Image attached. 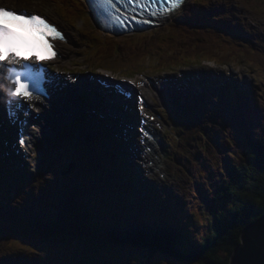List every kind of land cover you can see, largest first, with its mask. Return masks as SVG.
I'll list each match as a JSON object with an SVG mask.
<instances>
[{
	"label": "rangeland",
	"instance_id": "obj_1",
	"mask_svg": "<svg viewBox=\"0 0 264 264\" xmlns=\"http://www.w3.org/2000/svg\"><path fill=\"white\" fill-rule=\"evenodd\" d=\"M192 1H196L195 5L197 4V8H193L189 10L192 15H194L195 10V18L192 17L191 21L193 23H204L207 28L211 30V24H212V17L208 12L207 7H202L201 3L198 2V0H188L184 8L180 9L176 13L172 14L168 21L166 22L165 26L162 27V29L157 30L159 32H166L168 29V26H172L173 30L179 28L182 29V24H184L188 17L190 12L188 11L189 8H191ZM241 1L243 2L242 6H244L245 0H237L236 2L234 0H215V1H206L205 4L209 6L210 9L214 13L218 15V21H220L223 25L226 26V29H232V33L235 35H238L242 38L247 37L252 42V47L259 48L260 50L263 49L264 45V0H246L245 8H237L238 4H241ZM8 5H16L19 8L21 7H27L30 10L36 9L41 11H46V9L42 6V3L36 2L32 6H25L24 4L20 3L19 0H3V2ZM228 4V5H225ZM260 5V6H259ZM238 9V10H237ZM236 11V12H234ZM206 13L208 16H206ZM212 14V13H211ZM233 22L236 25H233ZM88 21L85 23V25L88 26ZM215 26V25H213ZM218 27L214 28L213 32L211 33L212 36L215 39H219L220 41H225L226 36H220L218 34H224L221 30L217 29ZM212 31V30H211ZM209 31V32H211ZM156 33V35L158 34ZM227 35V32L225 33ZM159 35V34H158ZM163 37V36H162ZM219 37V38H218ZM234 43V41L232 42ZM231 43V44H232ZM230 43H226L227 46H231ZM208 47V46H207ZM224 48V47H223ZM78 51L84 52V48L80 47ZM243 52L250 54L251 51L245 49ZM75 58V57H73ZM209 59H216L209 57ZM221 64H217L214 61L205 60L202 58H199L197 61H191V60H185V59H179V61L184 62H171L169 67L162 68L159 64L154 65L151 67H147V65H139L137 61L129 62L134 63L136 65L135 69H132V71L142 74V75H155L156 78H162L169 76L170 84L169 86V93L172 95V91H175V97L177 98L175 100L177 108L180 110L184 109L187 106H190V104L194 105L195 96L194 91L190 89V87L193 89V83L190 86L189 77L192 78V75L194 74V77L196 76H202L206 71H209L208 75L205 77H202L199 81L203 82L204 84H208L206 80H209V84L217 82V79H228L229 82L232 80L236 81L238 83V86L242 89H244L247 85V81L250 79L254 83L259 84L260 80L257 74L260 75V77L264 78V72L255 71L253 69V66H256L257 63H260L261 60H259L257 57L253 58L252 61L243 60L245 62H241V60L232 59L229 61H223L225 60V57L222 55H219V58H217ZM85 62V61H83ZM96 63H99L100 61H95ZM110 62L106 61V64H109ZM115 64H110V66L118 67L128 64V62H124L122 60L116 59L113 61ZM119 63V64H118ZM225 63V64H224ZM180 64V65H178ZM262 70L263 68L260 67ZM102 72L103 74H109L114 77H118L116 74L104 71L103 69L98 70ZM181 71H185V73H181ZM174 74H180L184 75L183 77L179 76L178 78L174 77ZM185 76H188L189 84L186 82L187 80L184 78ZM136 77H138L136 75ZM178 91V92H177ZM208 100V105L211 104V101ZM201 105H206L205 103H200ZM156 107H161V105L157 102ZM203 107V106H198ZM210 107V106H208ZM164 108V107H161ZM191 108V107H190ZM218 115L217 112L215 113V116ZM214 116V115H213ZM132 120V118H131ZM136 121V118L134 119ZM213 121H215L214 118H212ZM64 122V121H63ZM62 122V123H63ZM207 121L205 120V123ZM122 127L124 126H131L132 130L136 133L134 136V142L128 143V147L123 149L121 157L126 161V169H129L131 173L129 175L133 177V175L136 176V179L141 181V186H143L142 193L145 192V182L149 185V191L150 187L152 189H155L158 193L161 195H164L167 197L166 188L169 187L171 184L173 187V193L178 191L180 194L177 196V200L181 201V203H178V206L176 208L177 201L175 203H172V209H170V204L168 205L167 209L164 211L162 210V207L155 205V209H152L153 211H158L160 213H164L166 216V220H176V219H189L192 226H194V229H191L190 232L195 237H200V234L204 232V225L201 220V199L203 198L201 194L199 193V189L197 187V183L195 181V176H200L202 180L208 185L212 183L213 177L211 176V173L209 174L210 170L215 169L219 164V152L214 150L207 142H204V139H201L200 136H198L197 141H193L191 144L193 145V149L191 150L186 145L187 138L182 139V144L178 147V149H174L176 151L177 155L180 156V158L183 160L185 159L187 162V165L180 164L175 159L171 158L166 162V166L168 167V173H172L173 175H170V178L167 177L168 180L163 181L159 177V175L153 176L149 170V168L146 166V159L144 157L139 158L137 153L139 151V147L135 140H137V134L138 129L136 127V122L130 123L128 121L122 122ZM212 125H219V122H213ZM71 125V123H70ZM126 132H128V128H125ZM217 129H221L220 126L217 127ZM73 130V131H72ZM121 130V129H120ZM179 130L181 128L179 127ZM71 135V137L74 135V128L70 129H62L57 136V139H59L57 143V151L54 153V161L55 166L51 168L50 172L51 175H47L45 181H56V186L58 185V173L61 171V166H67L71 158H74L77 163L84 164L86 162L89 166H92V169H94L95 173V182L90 186L89 192L84 194L82 199L84 200V209L85 213L90 210L96 212V209L94 205H92L88 201L89 196H95L96 199H99V193L97 190L94 189V187H98L99 185H104L105 190L106 188L108 191L112 194V196L115 197L116 204H121V199L125 201L124 206L125 207H131L135 206L134 198L136 205H138V199L136 198V194L133 193V188L126 189L125 186L122 185L123 180L125 178L120 173V178L122 180L119 181V183H113L110 181V175L107 174L108 166H112L115 164L118 165L116 160H112L110 164L106 161V150L109 148V145L104 148H102L101 144L98 143V139L96 137L95 131L91 133V139L88 142V147L84 151L80 150V147H78V150L75 152L77 153V156H73L72 152L67 151V148L64 146L61 147V142L69 141L68 138ZM166 133H163V137H166ZM2 142H0L1 145V151L4 155L7 157L2 158L0 161V174H2L1 178L6 179L8 182L12 180V175L15 174L14 181L16 182V177L18 176L17 173L20 172L25 174L28 172L29 168V162L27 164L22 163V160L25 158L17 156L16 151V143L14 140L13 135L10 133H4L2 135ZM123 139H116L115 142L117 143L119 149H121L122 146H126L124 142H122ZM140 143V142H139ZM227 147L229 146L228 141L222 142ZM142 148V145H141ZM143 149V148H142ZM99 150L102 151V153H99ZM79 152H86L83 158H81V154L79 156ZM204 152V153H202ZM221 152V151H220ZM44 151H40L39 155L42 157ZM226 153V152H225ZM66 155V159L60 160L59 156ZM142 154V153H141ZM162 155L168 159V154L165 152V154L162 153ZM41 159V158H40ZM38 163V161H36ZM69 163V165H70ZM205 164V165H204ZM207 164V166H206ZM209 167V169H207ZM145 168L148 172H150V175L148 176V172L145 171ZM86 168L82 169L83 174L88 175L89 172L85 171ZM63 171V170H62ZM11 173V176L9 177L7 173ZM138 184V182L136 183ZM121 185V187H120ZM131 185H135V182L131 181ZM6 184H3L2 187H5ZM205 186L204 188H206ZM137 188V187H136ZM34 185L31 186V192L32 195L34 194ZM122 189V190H121ZM135 189V187H134ZM208 188H206V191ZM20 191L21 188L12 186V193L16 192V201L10 202L13 205L3 204L2 210H0V220L2 222H5L6 218L11 217L12 218V212L19 206H32V203H30V197L27 199H21L20 197ZM51 189L45 187V190H43L41 193L45 195L44 199L41 200L43 203L44 208L49 207L48 211L51 212L55 210V202H53V199H50L49 195L53 194V192H56L55 190L53 192H50ZM124 191V194H126V198L120 197V192ZM149 191L146 199L149 197ZM10 193V190H8ZM11 193V194H12ZM49 193V194H48ZM27 196L28 193H25ZM134 195V197H133ZM139 197V201H142V198ZM162 197V196H161ZM10 199H15V196L11 195ZM163 199V197H162ZM26 203H22L25 202ZM97 201V200H96ZM91 204V205H90ZM85 205H88V210L85 209ZM26 212H31L30 209H26ZM34 212V210H32ZM137 211V210H135ZM139 213H142V217H146L148 213L146 212V206H144V203L139 202L138 207ZM122 212V211H121ZM99 220L104 219V211L101 209L99 212ZM264 214V211L263 213ZM31 216V215H30ZM27 216L30 220L36 219L33 217V215L30 217ZM108 217V215H107ZM106 217V219H107ZM84 220H88L86 217ZM30 223H33L29 221ZM21 223L19 222H9L6 223L5 227L6 229L0 230V247H6L5 250H3L4 254H2V257H0V263L2 264H61L60 262L67 261L68 264H200L196 262H180L173 258L167 257L161 253H155L152 256H148V252L146 250H139L131 245L128 244H113L112 241L108 239L104 234L98 233V235L101 236V238H96V231L89 229L93 232H95V235L91 233H84L82 228L78 226V230L80 235H83V239L85 240V245L87 247V250L83 251L81 248L77 249L76 257H69V251H73L74 249H70L72 245H63V242H56L55 240L52 241H44L41 239H34L35 241H30V231L35 230L33 225H19ZM78 222L74 224V228H76ZM83 225H87L84 221ZM248 225V224H247ZM184 231L187 230L186 223H183ZM109 227V226H108ZM77 229V228H76ZM36 233V232H34ZM67 234H64V238H66ZM103 237V238H102ZM111 241V242H108ZM24 241L26 245L31 246V249L25 247L24 245H18V251L15 247H13V244H19L20 242ZM82 244V243H79ZM15 248V249H14ZM34 250V251H33ZM107 250H109V254H107ZM32 252H35L39 256H31ZM0 252H2L0 250ZM222 255V254H221ZM15 256V257H14ZM30 262V263H28ZM66 264V263H63Z\"/></svg>",
	"mask_w": 264,
	"mask_h": 264
},
{
	"label": "trees",
	"instance_id": "obj_2",
	"mask_svg": "<svg viewBox=\"0 0 264 264\" xmlns=\"http://www.w3.org/2000/svg\"><path fill=\"white\" fill-rule=\"evenodd\" d=\"M58 1L73 19L75 12L73 9H68L69 6L78 11L81 9V5L74 0ZM187 26L185 30L178 28L175 31L170 26L168 33L163 34L170 42L171 47L168 51L171 56H186L197 51L203 53V49L213 56L224 54L233 57L237 54V52L223 50L224 43L215 39L211 33ZM86 40L87 38L84 40L85 45L88 44ZM151 40H153L152 37H148V39L132 38L122 42L114 38L97 36V39H94L88 46L89 55H93V58L124 57V59H133L139 57L138 54L145 53ZM154 41L160 40L156 38ZM240 56L244 55L240 54ZM252 60L253 58L250 61ZM255 116L256 125L253 122L240 120L231 127L229 123L224 129V135L229 146L226 153L219 157L217 169L212 170V183L205 185L208 190L206 191L205 186H202L199 192L203 197L200 203L202 206L200 211L205 228L200 237L191 234L190 230L194 229V226L189 219L166 220L154 211L148 219L132 221L129 225L116 220L111 222L110 218L106 219V213H104V219L101 221L97 212L100 209L107 212L108 210L103 207L107 204L105 203L102 208L97 206L100 199H96V197L95 206L100 209H96L94 212L90 210L88 205H85V209L88 210L89 208V210L84 215L82 211L84 203L79 202V200H83V189L86 190L87 185L91 183L78 184L77 181L69 183L67 180L59 193L57 207L52 215L48 216V213L43 211L44 214H42L36 210L35 218H40L39 220H29L33 223L22 221L24 224L33 225L35 229L31 231L33 233H30L32 234L30 241L41 239L53 242L55 240L56 242H63V245H72L70 249L74 250L69 251L68 256L76 257L78 248L83 251L87 250L83 235L79 233V226L84 233L95 235V232L89 229L97 230L96 238H101L98 235L100 233L110 239L113 244H128L136 249L146 250L148 256L161 253L180 262L230 264L234 250L242 242L243 228L257 220L264 211V87L261 105ZM196 124L195 128L187 132L188 138L196 140L200 135L208 142L215 140V132L209 125L198 121ZM47 163L49 162L47 161ZM44 171H46L45 167L41 174ZM71 177L73 175L68 178ZM84 177L89 181L88 176ZM200 178L198 175L195 176L196 183L201 180ZM72 179L74 180V178ZM37 193L35 191V195ZM100 198L105 199V194L100 192ZM159 203L162 204V201ZM85 217L88 220H84ZM182 220L187 225L186 231H184ZM84 221L87 225H83ZM77 222L79 224H77L76 229L74 224ZM34 231H38V233H34ZM64 234H67L66 238L63 237ZM18 245H24L31 249V246L26 245L24 241L12 246L18 251ZM2 248L0 247L1 251H3ZM60 263L68 264L67 261Z\"/></svg>",
	"mask_w": 264,
	"mask_h": 264
},
{
	"label": "snow or ice",
	"instance_id": "obj_3",
	"mask_svg": "<svg viewBox=\"0 0 264 264\" xmlns=\"http://www.w3.org/2000/svg\"><path fill=\"white\" fill-rule=\"evenodd\" d=\"M184 0H89V5L97 16L98 23L106 31L116 29L109 28L102 23L111 19L121 28L126 27V22L137 20V13L147 12L150 17L159 18L167 16L173 10L179 8ZM123 9V11H121ZM129 9L131 10L129 13ZM0 66H7L5 79L11 87L7 88L8 104L22 107L15 112H8L10 119L23 115V108L30 105L25 101L39 100L44 94L45 70L42 61L54 59L57 55L52 41L64 40L65 36L57 26L46 21L39 14H17L15 11L0 7ZM138 23H152L151 19H141ZM28 26L35 30L36 35L26 34L24 29ZM45 54L41 55L37 49ZM35 61L36 63H32ZM3 92H0L2 95ZM144 101L141 98V110ZM147 135V133H145ZM23 139L20 144H24Z\"/></svg>",
	"mask_w": 264,
	"mask_h": 264
},
{
	"label": "water",
	"instance_id": "obj_4",
	"mask_svg": "<svg viewBox=\"0 0 264 264\" xmlns=\"http://www.w3.org/2000/svg\"><path fill=\"white\" fill-rule=\"evenodd\" d=\"M230 264H264V215L244 228Z\"/></svg>",
	"mask_w": 264,
	"mask_h": 264
},
{
	"label": "bare ground",
	"instance_id": "obj_5",
	"mask_svg": "<svg viewBox=\"0 0 264 264\" xmlns=\"http://www.w3.org/2000/svg\"><path fill=\"white\" fill-rule=\"evenodd\" d=\"M1 5V4H0ZM260 6V5H259ZM17 9V8H16ZM61 20V19H60ZM167 21H168V18H167ZM61 22L63 23V25H66L62 20H61ZM149 87V86H148ZM144 91H147L148 93H150L151 91L150 90H148V89H145ZM154 95V93H151L150 95H149V102H151L152 101V96ZM153 102V101H152ZM42 107H44V108H46L47 106L46 105H48L45 101H42ZM16 107V106H15ZM15 107H10V110H15ZM32 107H36V105H33ZM38 107H40V106H38ZM65 117V115L64 114H62L60 117H59V119L57 120V128H59V126H64L66 123H67V121L68 120H70L71 118H64ZM14 120H16V119H14ZM18 120H19V118H18ZM64 121V122H63ZM63 122V123H62ZM11 128H12V126L14 127L15 126V123L13 122V124H12V126L11 125H9ZM164 150H165V148H163ZM161 150V151H160ZM155 153H153V154H151L150 156L151 157H153L154 159L155 158H157V159H159V156H157V153H162L163 152V150H162V147H159V145H158V147L157 148H155ZM142 153V154H141ZM43 155H44V153H43ZM137 155H138V157L139 158H141L142 159V157H144V152H143V150H141V148L139 147V151H138V153H137ZM155 163H156V161H155ZM158 165H161V161H159V163H158ZM168 180V179H167ZM93 183H91V184H89V185H87V188L86 189H89V188H91L90 186L92 185ZM105 187H104V185L103 186H99V191H97L98 193H99V196H100V192L102 193V194H105V192H106V190H107V188H106V190L104 189ZM95 197H96V194H95ZM100 200L98 201L99 203H98V206L99 207H101L102 208V206L106 203V201H105V199H103V198H99ZM107 204V203H106Z\"/></svg>",
	"mask_w": 264,
	"mask_h": 264
}]
</instances>
